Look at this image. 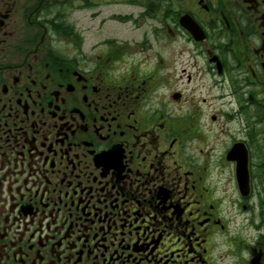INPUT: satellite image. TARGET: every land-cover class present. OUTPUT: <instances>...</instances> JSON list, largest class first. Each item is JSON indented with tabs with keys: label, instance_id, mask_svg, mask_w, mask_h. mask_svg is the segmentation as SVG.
<instances>
[{
	"label": "flooded vegetation",
	"instance_id": "1",
	"mask_svg": "<svg viewBox=\"0 0 264 264\" xmlns=\"http://www.w3.org/2000/svg\"><path fill=\"white\" fill-rule=\"evenodd\" d=\"M0 264H264V0H0Z\"/></svg>",
	"mask_w": 264,
	"mask_h": 264
},
{
	"label": "rangeland",
	"instance_id": "2",
	"mask_svg": "<svg viewBox=\"0 0 264 264\" xmlns=\"http://www.w3.org/2000/svg\"><path fill=\"white\" fill-rule=\"evenodd\" d=\"M111 26L112 27V31H118L119 33H122L123 35H130V36H134V37H139L140 36V33H141V30L142 29H139V30H135L133 32H130L131 29H130V26L129 25H120V24H108L107 27ZM128 33V34H127Z\"/></svg>",
	"mask_w": 264,
	"mask_h": 264
},
{
	"label": "water",
	"instance_id": "3",
	"mask_svg": "<svg viewBox=\"0 0 264 264\" xmlns=\"http://www.w3.org/2000/svg\"><path fill=\"white\" fill-rule=\"evenodd\" d=\"M183 24H184V26L187 27L188 29L191 28V24H190V23H187V22H186V23H183ZM191 30H192V29H191Z\"/></svg>",
	"mask_w": 264,
	"mask_h": 264
}]
</instances>
